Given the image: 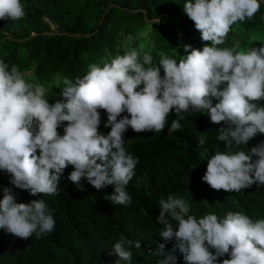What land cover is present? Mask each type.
<instances>
[{"label":"clouds","instance_id":"clouds-1","mask_svg":"<svg viewBox=\"0 0 264 264\" xmlns=\"http://www.w3.org/2000/svg\"><path fill=\"white\" fill-rule=\"evenodd\" d=\"M260 7L261 0H185L184 13L210 44L202 50L185 44L179 61L162 56L155 65L150 53L141 59L135 49L102 66L92 63L82 78H64L63 99L54 103L46 98L44 84L28 82L17 65L0 59V170L10 174L12 185L33 196L58 195L62 174L72 165L68 179L78 190H84L82 180L97 190L114 185L105 199L129 205L133 198L127 185L136 175L139 157L127 151L124 134L129 128L161 132L174 110L179 119L172 120L171 135L182 129L180 120L192 111L206 113L221 125L217 139L225 144L207 159L202 180L229 192L264 186V142L237 150L264 133V106L255 103L264 99V44L239 51L238 43L218 47L234 24L251 19ZM25 14L22 0H0V20H18ZM99 109L107 113L106 134L99 128ZM206 143L201 135L198 147L205 153ZM189 212L183 197H161L157 221L164 226V242L156 241L155 254L161 257L157 264H177V251L186 264H221L219 258L226 254L230 258L222 264H264V218L253 220L240 211L198 218ZM55 224L44 199L18 203L4 187L0 229L40 238ZM173 239L176 243L166 251ZM133 245L139 249L141 241L121 235L110 252L118 257L116 264L133 259Z\"/></svg>","mask_w":264,"mask_h":264},{"label":"trees","instance_id":"trees-1","mask_svg":"<svg viewBox=\"0 0 264 264\" xmlns=\"http://www.w3.org/2000/svg\"><path fill=\"white\" fill-rule=\"evenodd\" d=\"M184 3L185 0H22L26 13L23 18L0 20V59L10 66L17 65L28 82L44 84L46 98L54 103L63 99L60 91L65 86L64 78H82L92 63L102 66L135 49L141 59L150 53L155 65L162 56L179 61L185 55V44L201 50L210 44L202 40L195 22L184 13ZM237 43V51L264 44V0L251 19L231 27L218 47L231 48ZM255 103L264 106V99ZM99 111V128L106 134L110 131L104 128L107 113ZM184 116L180 120L182 129L171 135V122L179 119L174 110L161 132L137 133L129 128L124 134L127 151L139 157L136 175L127 185L133 198L129 205L105 199L114 192V185L97 190L82 180L84 190H78L68 179L74 170L72 165L62 174L58 195L33 196L12 185L10 174L0 170V199L4 187L12 190L18 203L42 198L56 222L54 230L40 238L35 234L21 238L0 229V264H116L118 257L110 252L121 235L141 241L139 249L132 246L133 259L121 264H157L161 257L155 254L156 241L164 242L160 236L164 226L157 221L159 201L170 194L183 197L190 206L189 214L198 218L209 213L223 218L229 211L244 212L253 220L264 218V186L253 184L240 192H229L213 189L202 180L207 159L225 147L217 139L221 125L211 122L203 112L189 111ZM58 131L63 134L62 127ZM201 135L207 138V153L198 147ZM261 142L264 133H258L247 146L240 145L237 150L247 151V147ZM175 243L173 239L165 250ZM175 254L177 264H186L181 253ZM228 258L226 254L219 260L222 264Z\"/></svg>","mask_w":264,"mask_h":264}]
</instances>
